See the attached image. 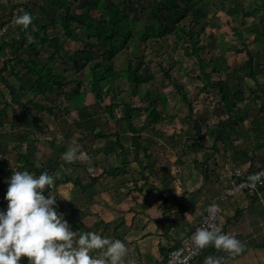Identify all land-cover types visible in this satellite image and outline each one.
I'll return each instance as SVG.
<instances>
[{"label": "crops", "instance_id": "crops-1", "mask_svg": "<svg viewBox=\"0 0 264 264\" xmlns=\"http://www.w3.org/2000/svg\"><path fill=\"white\" fill-rule=\"evenodd\" d=\"M67 1L75 13H80L82 7L90 2ZM106 1L107 4L117 5L122 11L121 17L127 18L131 26L130 33L122 30L117 36L118 42L127 43L113 57V67L115 70L125 69L130 58L143 56L144 61H138L134 67L145 80L137 86L123 79L106 83L101 92L103 99L99 101L88 90L90 63L82 54L84 49H89L95 55V61L103 62V50L93 46V32L73 23L74 36L65 37L58 22L64 12L60 2L0 0V27L9 17L11 9L21 5L23 10H31L34 31L48 39H63L53 70L67 81L62 91L54 90L47 93V97L37 95L35 99L42 107L33 108L26 101L31 97L28 86L32 76H23L26 72L23 65L28 57H32L42 67L53 48L50 43H38L35 37L40 38L39 35L29 40V34L26 43L18 48H10L9 42L17 37L22 26L13 25L8 30L0 40V110L4 111L0 123V159L7 170L14 171L23 164L19 156H24L38 170L34 174L44 170L53 174L55 184L47 191L58 196L59 210L66 213L73 228L97 230L122 239L128 249L125 264H163L167 249L178 243L198 220L205 205L227 186L228 182L222 176L226 167L242 169L247 179L256 168L264 165V32H250L248 29L251 24L258 23L263 10L258 4L259 0H193L191 5L181 4V19L170 11L162 10L157 13L158 20L149 11L153 0ZM90 13L94 17L100 15L95 7ZM177 25L184 32L180 29L177 32ZM40 26L44 28L39 30ZM160 26L165 29L161 38L155 36L138 42L145 28L152 27L159 32ZM189 32L199 39L201 47L198 54H193L190 49L186 35ZM177 34L181 36L178 40ZM122 35L123 39L120 40ZM168 41L173 42L168 44ZM130 42L135 46L129 48ZM245 50L254 56V79L240 71H231L229 76L222 71L211 74L209 78L213 82L216 77H227L231 93L239 90L242 95L236 100L241 120L231 123L235 115L224 107H217V98L213 94L215 90L193 78V72L198 70V56L207 61L218 59L225 62L224 65L235 66L247 59ZM71 53H77V66L68 57ZM119 55L126 58H122V67L116 64L120 62L117 59ZM165 57L172 65H169L170 70L174 69L176 73L177 83L191 91V83L195 81L198 90H201L200 94L192 93L196 99L191 116L202 124L201 139L198 143L194 141L193 125L190 135H185L183 128H179L178 133L174 129L172 131L177 133L176 137L182 143L181 160L176 159L175 173L149 151L151 145L159 143L166 133L162 126L171 123L164 121L154 131L151 125L140 128L143 145L150 154L149 158H145L140 149H133L132 133L121 119L124 104L127 103L138 108L139 111L132 114L131 121L137 128L140 127L144 118L139 114L145 117V110L142 109L148 106L152 99L151 92L154 91L163 92L166 100H175V107L170 109L174 116L172 123L178 126L179 120L184 117L189 119L187 105L174 97L173 86L164 79L159 67ZM141 87L142 91L144 88L146 91L150 89L146 92L145 108L136 103ZM250 87H256V93L252 97H243ZM128 89L130 92L126 94ZM121 93L127 95L122 103L118 98ZM161 95L154 102H160ZM114 103L117 104L115 117L106 109ZM26 106L30 113L26 112ZM135 115H138V120ZM101 131L106 135L99 136ZM114 132H117L123 149L115 144ZM147 138H151V141ZM185 140L186 145L183 143ZM72 142L81 144L83 150L90 154L91 166L87 162L68 163L62 159L61 153ZM112 169L119 171L112 174L109 172ZM161 191L164 192L162 198ZM253 193L245 190L224 202L218 201L220 228L244 241V251L231 256L209 246L202 249V256L194 264H202L203 255L210 248L212 252L209 254L225 258L223 264H264V187L257 194ZM2 195L0 189V207H6ZM62 195L71 200L59 197ZM185 199L188 200L185 211L178 214L177 203ZM168 208L171 216H177L176 227L161 218L163 213L168 214Z\"/></svg>", "mask_w": 264, "mask_h": 264}, {"label": "trees", "instance_id": "trees-1", "mask_svg": "<svg viewBox=\"0 0 264 264\" xmlns=\"http://www.w3.org/2000/svg\"><path fill=\"white\" fill-rule=\"evenodd\" d=\"M56 2H60L62 7H64V12L62 13L60 19L58 22L61 24V27L63 29V34L65 37H73L74 36V30L72 28V24L76 23L79 25L84 26L89 31H92V37L95 39V43H90L97 49L103 50L102 56H103V62L95 61V55L89 52L88 50H83L82 54L86 55V59L90 63V72L88 75V90L92 93L93 97L96 100H102V90L106 83L114 82V81H121L123 79L125 82H128V84L137 85L140 82H143V78L141 75L137 73V69L134 67L138 61H144L143 56H137L132 57L130 60H128L127 66L125 69L122 70H115L113 67V57L115 54L120 51L123 47H125V44L127 42H118V34L122 30H126L128 33H130V28L128 24L127 18H122V11L118 8L117 5L110 3L107 4L106 0H90V2L82 7V10L80 13H75L71 11V8L68 5L67 0H52ZM193 0H153L152 4L149 5V11L155 19L157 18V13L162 10L170 11L177 19H181L183 17V10H181V4L183 5H191ZM259 6L263 10V15L259 18L257 24H251V26L248 28L250 32H264V0H259ZM95 7L98 8L100 11V15L98 17H94L91 15L90 11L91 9ZM24 10L29 11L31 14V10L28 8H24ZM33 16V14H32ZM34 20H32V23L29 25L28 28L22 27L21 30L17 32V37L12 38V40L9 42L10 48H18L23 43H26V37L27 34H31V36L39 35V32L34 31L33 26ZM259 25L261 29L259 28ZM44 28V26H40L39 30ZM175 29H180L182 32L184 30L180 28L178 25L175 27ZM165 31L164 27L160 26V31L156 32L152 27L145 28L144 31L141 33V37H139L138 42H144L146 39L150 37H159L162 36L161 34ZM176 33V32H174ZM177 40L181 37L179 34H177ZM189 38L190 43V49L193 54H198V51L200 49L199 39L197 37H194L192 34L187 33L186 34ZM40 38L35 37L38 43H45L47 42V45L49 43L51 44L53 51L46 57V60L44 62V65L40 67L35 62V59L32 57H28V59L25 61L23 67L25 66V73L23 76H32V80L30 81L31 84L28 86V93L31 95L30 98H28L26 101L33 106V108L40 109L42 105H39L37 100L35 99L37 95L41 94L42 96L47 97V93H53L54 90L56 92L62 91L63 86L67 83L66 79L63 78V76L53 70V63L56 62L57 59V53L59 52V49L63 46V39L62 38H52L48 39L47 37H43L39 35ZM89 44V45H90ZM124 44V45H123ZM123 45V46H122ZM2 48V46H1ZM0 48V49H1ZM91 48V47H90ZM233 48V47H229ZM236 51L237 48H235ZM246 51L247 59L242 64H238L235 66H229L224 65L225 62L220 61L218 59H211V60H204L203 58L198 56L197 60V71L193 72V78L201 81L204 86H210L215 90V97L217 98L216 103H218V107H224L227 112L232 113L235 115L234 118L231 119V123H237L241 120L240 116V109L238 108L236 104V100L239 98L237 97V94L233 93L237 99H234V96H232L230 86L227 80V77L225 79H221L216 77L215 81H210V75L211 74H218L222 71L227 72L225 75L229 76V72L232 71V73H235L237 71L242 72L246 76L254 79L255 78V69H254V56L251 54L248 50ZM85 52V53H84ZM77 53H71L68 57L69 59L74 61V64L77 66L76 61ZM135 62V64H133ZM171 65V64H170ZM169 66V65H168ZM172 66V65H171ZM171 66L165 67L162 66V64H159V67L161 68V71L164 75V79L169 81L171 85L173 86V93L175 94L174 97L176 99H181L188 107V114L187 117L191 120L193 129H194V141L198 143V141L201 139L200 133L202 129V124L196 119H192V113L194 112V105H193V98L192 92L188 90L187 88L183 87L181 84L177 83V79L175 76L171 73ZM79 70V68H77ZM264 69V67H263ZM230 70V71H229ZM161 101L160 102H154L155 95H152V99H150V102L148 106L145 108V117L141 123V126L137 128L132 121L131 116L134 112H138V108L129 106L127 103L124 104V110L123 115L121 119L125 123L126 127L130 129L131 131V145L134 150L140 149L144 155L145 158H149L150 154H148V148H146L143 145L142 137L140 133V128L143 126L147 127L151 125L152 130L154 131L159 127L161 123L164 121H173L174 116L173 115H166L161 112H157L156 108H153L157 104H161L162 108L165 110H162L164 113H170V109L175 107V100L170 101L166 100V95L162 92L161 93ZM16 95V94H14ZM171 105V106H170ZM117 106V104H111L107 106L106 109H108L109 114L115 117V111L114 108ZM27 107V106H26ZM138 110V111H137ZM172 110V109H171ZM27 113H30L29 107H27L26 110ZM156 113V114H155ZM4 115V111L0 110V123H1V117ZM158 119V120H157ZM157 121H161L160 124L155 123ZM143 124V125H142ZM222 125V124H221ZM158 132V131H157ZM116 135V141L115 144L120 146L121 149H123L122 144L119 142L118 134L117 132H114ZM99 136H105L106 134L102 131L98 133ZM151 138H148V141ZM216 140H214L215 142ZM19 161L23 162L22 166H20L17 169L23 170L28 169L31 172H36V170L27 159H24V156H19ZM257 169V168H256ZM255 169V170H256ZM124 170V169H122ZM254 170V171H255ZM116 169H112L109 171L110 173L114 174L117 173ZM121 171V170H120ZM253 171V172H254ZM0 172H5L7 174H10L12 170L6 169L5 165L3 164L2 160L0 159ZM252 172V173H253ZM251 174V173H250ZM1 189V187H0ZM161 198L164 195V192L161 191ZM253 194H257V192H254ZM5 193L1 196L4 198ZM4 204H7V201L3 202ZM188 200H183L181 202L177 203V213L182 214L185 211V206L187 205ZM168 214L162 215V219H164L170 226L176 227L178 226V219L177 216H171L170 215V208L166 210ZM178 245V243L174 244L172 247ZM213 246H211L212 248ZM210 248V249H211ZM214 248V247H213ZM208 249L207 252H205L204 257L209 255V252L212 250ZM163 248H160V251H162ZM202 254V253H201ZM199 255L196 260L193 261L192 264H194L202 255ZM202 264H204V258L202 259ZM21 264H29V261L27 257H23L21 260Z\"/></svg>", "mask_w": 264, "mask_h": 264}, {"label": "clouds", "instance_id": "clouds-1", "mask_svg": "<svg viewBox=\"0 0 264 264\" xmlns=\"http://www.w3.org/2000/svg\"><path fill=\"white\" fill-rule=\"evenodd\" d=\"M32 20L29 11L21 10L13 23L28 28ZM28 38L33 39L31 34ZM61 157L68 163L81 161L91 166L90 154L76 142L70 143ZM5 179L7 205L0 207V264H21L23 257L29 264H125L128 249L122 239L97 230L73 228L66 213L59 210L58 196L47 191L56 179L49 171L34 174L26 168L16 169ZM242 183L252 188L264 184V170L249 174ZM218 209V204L208 205L210 214ZM191 238L197 249L213 246L231 256L243 252L246 246L238 236L218 226L199 227ZM224 259L209 254L204 264H223Z\"/></svg>", "mask_w": 264, "mask_h": 264}, {"label": "built area", "instance_id": "built-area-1", "mask_svg": "<svg viewBox=\"0 0 264 264\" xmlns=\"http://www.w3.org/2000/svg\"><path fill=\"white\" fill-rule=\"evenodd\" d=\"M23 7L21 5H16L11 9V13L5 23L0 27V40L4 38L7 34L8 30L15 25L13 23L16 15L21 13ZM1 62V56H0ZM264 170V165L257 168L254 172H259ZM253 172V173H254ZM10 174L0 172V187L1 192L6 193L7 191V181L6 177L10 176ZM222 176L227 180L228 184L223 189L222 193L215 197L213 201L207 204L193 225L192 228L189 229L179 240L178 245L174 247H170L166 251V255L163 261V264H192L194 260L199 257L202 249H197L192 241V234L196 231L197 228L202 226H212V227H221L220 219H219V209L216 213L210 214L208 211V205L215 203L218 204V201L224 202L229 197L235 195L238 192L251 190L252 192H258L264 184L258 183L255 188L244 186L243 181L246 180L244 177L242 169L238 167H226L224 169V173Z\"/></svg>", "mask_w": 264, "mask_h": 264}, {"label": "rangeland", "instance_id": "rangeland-1", "mask_svg": "<svg viewBox=\"0 0 264 264\" xmlns=\"http://www.w3.org/2000/svg\"><path fill=\"white\" fill-rule=\"evenodd\" d=\"M121 39H123V35H122V37L120 38V40ZM121 42H123V41H121ZM172 42L173 41H168V44H172ZM152 43V41H150V44ZM132 44V45H131ZM129 48L131 47V46H135V43H132V42H130L129 43ZM128 46H127V49H128ZM134 48V47H133ZM132 48V49H133ZM131 51V50H130ZM125 59L126 60V58H124L123 56H121V55H119L118 57H117V59H119L120 60V62L118 63V62H116V64H117V66H119V67H122V62H123V59ZM156 58H158V57H156ZM164 62L162 63V66H165V67H169L168 65H170L171 63L170 62H168V61H166V57H165V59L163 60ZM171 73H172V75L173 76H176V73L174 72V69H172V71H171ZM146 76H147V74H146ZM145 80V79H144ZM150 79H147L146 81H149ZM253 82V81H252ZM138 85V84H137ZM137 85H133V86H137ZM192 90H191V92L194 94V95H196L198 92V94H200V91L201 90H198V86L197 85H195V81H194V83H191V87H190ZM134 90H135V92H137V88L136 87H134L133 88ZM254 89V90H253ZM257 88L256 87H250L249 89H248V91H243L244 92V94H243V97H252L251 95H253V94H255L256 93V90ZM143 90V87H141V91H140V94L138 95L139 97V99L137 100V102L136 103H138V105H140V107H144V106H146V104H147V100H145V98H146V92H149V90H147L146 91V89L144 88V91H142ZM130 92V90L128 89V90H126L125 91V93L127 94V93H129ZM197 92V93H196ZM233 93H235V94H237V97L239 98V97H242V95H241V93H240V91L239 90H237V91H234ZM232 93V96H234V99L236 100L237 99V97L234 95ZM126 94H124V93H121L119 96H118V98H120L119 99V102H124L123 101V99L125 98V97H127V95ZM161 94V92L160 91H154V92H151V95H150V97L152 98V95H155V99L159 96ZM199 96V95H198ZM197 96V97H198ZM196 98H193V100H195ZM135 103V102H134ZM218 107V106H217ZM145 108V107H144ZM153 108H156L157 109V112H161V113H163V114H166V115H171V113H164L162 110H164L163 108H162V105L161 104H157V105H155ZM121 110H122V107L120 108ZM142 110H145V109H142ZM144 114V113H143ZM156 114V113H155ZM139 115H141L143 118H144V116L142 115V114H139ZM135 118H136V120H138V115H135ZM142 119V118H141ZM140 119V120H141ZM158 120V119H157ZM156 120V122L155 123H157V124H160L161 123V121H157ZM169 121H167V122H165V123H168ZM171 124H165V126L163 125L162 126V130L164 131V132H166V133H164V135L161 137V139H160V141H159V143H157V144H155V145H151V148H149L150 150V153H154L155 155V157H157L158 159H160L161 160V162H163L166 166H168L169 168H170V170L171 171H173L174 173H175V165H176V163H177V161H176V159L178 158V159H180L181 160V158H180V154H181V152H180V149H181V146H182V143L181 142H179V140L177 139V137H176V135H177V133L179 132V128H183L184 129V131H185V135L186 134H189V132H190V129H192V124H191V122H190V120L189 119H186V117H184V119L183 120H179V122H178V126L177 125H175L174 123H172V121L170 122ZM139 128V127H138ZM173 129H174V131L175 132H177L176 134L174 133V132H172L173 131ZM174 133V134H173ZM190 135V134H189ZM188 139H189V137H188ZM124 140H126V139H123V141ZM146 140H148V138L146 139ZM186 140L183 142L184 143V145H186ZM156 146H158L157 148H156ZM180 160H178V162L180 161ZM142 161H144V158H143V160ZM224 171V170H223ZM177 182V180L175 181V185L177 184L176 183ZM210 203V202H209ZM209 203H207V204H209ZM206 204V205H207ZM205 205V206H206ZM205 208V207H204Z\"/></svg>", "mask_w": 264, "mask_h": 264}]
</instances>
